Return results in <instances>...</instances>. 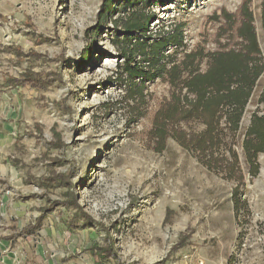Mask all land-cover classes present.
<instances>
[{
  "label": "rangeland",
  "instance_id": "obj_1",
  "mask_svg": "<svg viewBox=\"0 0 264 264\" xmlns=\"http://www.w3.org/2000/svg\"><path fill=\"white\" fill-rule=\"evenodd\" d=\"M244 1L0 0V146H9L0 154V238L8 234L11 245L27 237L28 252L36 239L58 238L61 245L44 247L47 257L50 251L69 260L88 254L92 264L98 260L86 250L103 246L105 233L117 260L103 264H264V154L252 178L241 149L251 115L264 111L257 103L264 71L229 143L243 174L238 183L207 170L170 138L162 152L150 149L147 134L170 88L160 78L145 82L146 104L139 105L130 84L142 81H128L120 54L130 50L136 54L131 66L146 65L147 45L135 48L137 41L150 47L179 24L184 48L162 43L164 55L182 60L198 48H231L234 41L219 37L213 18L235 13ZM128 2L138 3V11ZM260 2L250 0L249 7L264 61ZM143 8L153 18L146 36L126 35V20L141 17ZM26 71L46 86H14ZM56 175L69 178L94 223L59 205L64 189L41 186ZM10 191H18L12 207L1 198ZM236 204L247 206L249 216Z\"/></svg>",
  "mask_w": 264,
  "mask_h": 264
},
{
  "label": "trees",
  "instance_id": "obj_2",
  "mask_svg": "<svg viewBox=\"0 0 264 264\" xmlns=\"http://www.w3.org/2000/svg\"><path fill=\"white\" fill-rule=\"evenodd\" d=\"M128 3V9L133 12L138 11L135 9L138 3ZM249 5L250 0H245L235 13L223 10L219 16L213 18L220 24L219 37H226L229 43L234 41L231 48L219 44L218 49L212 53H205L203 49L198 48L184 54L182 60H177L174 55H164V51L160 49H164L166 45H160L162 43L167 45L173 43L176 49L184 48L183 26L179 24L175 26L172 34L155 41L150 47L147 41H137L138 45L135 48L147 45L148 54L143 55L146 64L144 66L138 64L131 66L136 54L130 50H120L121 56L126 59L124 69L128 81L130 83L135 79L142 81L139 86L136 82L130 84L131 89L134 88L132 93L137 96L139 105L143 107L146 104L143 92L145 82L160 78L170 88L168 98L161 102L154 113L147 134L149 141H153V146H149L150 149L156 153L162 152L166 141L170 138L184 150L194 154L207 170L222 174L227 180L238 183L243 180V174L239 166L238 154L229 143L234 141L240 129L245 108L251 99L257 80L264 71V61ZM144 9L140 12L141 17L138 18L136 15L128 17L126 35L142 31L144 37L146 36V26L153 18L146 14ZM142 22H144L143 26H141ZM260 22L264 31V0L260 2ZM133 47V44L129 46L131 49ZM204 60H206V68L201 70L200 66ZM85 61L82 60L81 63ZM12 84L17 87L29 86L42 89L47 82L26 71L20 78L13 79ZM257 103L264 107V86ZM46 147L51 149L52 146ZM241 149L246 159L249 176L254 178L259 169L256 164L257 156L264 154V111L261 114L254 112L251 115ZM41 186L46 189L53 187L64 189V202L59 205L65 209H73L75 215L81 216L84 222L94 223L82 213L68 177L56 175L41 180ZM235 208L237 211L242 209L249 216L247 206L236 204ZM105 234L103 246L92 243L86 250L97 258L98 264L117 260L113 244L109 240V233ZM180 240L182 241V238Z\"/></svg>",
  "mask_w": 264,
  "mask_h": 264
},
{
  "label": "crops",
  "instance_id": "obj_3",
  "mask_svg": "<svg viewBox=\"0 0 264 264\" xmlns=\"http://www.w3.org/2000/svg\"><path fill=\"white\" fill-rule=\"evenodd\" d=\"M8 147L9 146H0V154L6 151ZM2 163L4 162L2 161ZM8 193L10 194V197L6 196V194H3L1 198L2 200H4V197H6L8 206L12 207L13 205H15L13 204L15 199L14 197L18 195V191H10ZM10 218L11 220H13L12 216H10ZM7 235H3L0 238V264H92L94 261L89 257L88 254H86V256H84L83 259L80 260L79 258L69 260L68 255L64 256L62 252L54 251H50L49 257H47V251L44 250V247L51 246L56 248L58 245H61L62 240H58V238L53 243H51L50 240L49 242L45 237L36 239V242L31 246V252H28L26 250L28 246L26 247L25 245V242H28L27 237L24 239L25 241L23 240V242L19 240L17 243L10 245V241L13 240L8 241L7 239H5L4 237H6ZM65 257L66 260L68 258V261L62 263L63 258Z\"/></svg>",
  "mask_w": 264,
  "mask_h": 264
},
{
  "label": "water",
  "instance_id": "obj_4",
  "mask_svg": "<svg viewBox=\"0 0 264 264\" xmlns=\"http://www.w3.org/2000/svg\"><path fill=\"white\" fill-rule=\"evenodd\" d=\"M260 78H261V76H260ZM260 78H259V79H260ZM259 79L257 80V83L259 82ZM257 83H256V84H257ZM252 95H253V93H252ZM251 97H252V96H251ZM249 101H250V100H249ZM248 103H249V102H248ZM247 106H248V104H247ZM247 106H246L245 109H247Z\"/></svg>",
  "mask_w": 264,
  "mask_h": 264
},
{
  "label": "bare ground",
  "instance_id": "obj_5",
  "mask_svg": "<svg viewBox=\"0 0 264 264\" xmlns=\"http://www.w3.org/2000/svg\"><path fill=\"white\" fill-rule=\"evenodd\" d=\"M264 173V172H263Z\"/></svg>",
  "mask_w": 264,
  "mask_h": 264
}]
</instances>
